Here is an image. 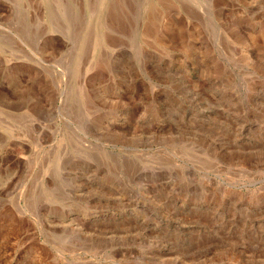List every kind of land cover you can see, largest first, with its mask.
<instances>
[{
	"label": "rangeland",
	"instance_id": "rangeland-1",
	"mask_svg": "<svg viewBox=\"0 0 264 264\" xmlns=\"http://www.w3.org/2000/svg\"><path fill=\"white\" fill-rule=\"evenodd\" d=\"M0 264H264V0H0Z\"/></svg>",
	"mask_w": 264,
	"mask_h": 264
}]
</instances>
